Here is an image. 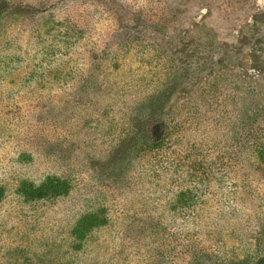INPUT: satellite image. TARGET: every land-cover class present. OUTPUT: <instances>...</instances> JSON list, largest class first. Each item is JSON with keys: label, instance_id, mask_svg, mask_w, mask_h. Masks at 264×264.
<instances>
[{"label": "rangeland", "instance_id": "1", "mask_svg": "<svg viewBox=\"0 0 264 264\" xmlns=\"http://www.w3.org/2000/svg\"><path fill=\"white\" fill-rule=\"evenodd\" d=\"M18 1L44 6L0 18V264L263 258L264 0ZM48 177L68 194L18 192Z\"/></svg>", "mask_w": 264, "mask_h": 264}, {"label": "trees", "instance_id": "2", "mask_svg": "<svg viewBox=\"0 0 264 264\" xmlns=\"http://www.w3.org/2000/svg\"><path fill=\"white\" fill-rule=\"evenodd\" d=\"M37 3L33 5L34 3L29 4L18 0H0V18L6 14L33 18L35 14L39 13V5L44 6L42 1L41 3ZM44 12H46V8L43 9ZM69 189V183L66 180L48 177L39 185L21 182L18 192L25 201H37L64 197L68 194ZM3 195L4 189L0 187V202L3 199ZM102 224L103 220L100 214H86L78 220L74 231L78 234L77 237H82L84 236V232H89L94 227L101 226ZM255 264H264V257L259 259Z\"/></svg>", "mask_w": 264, "mask_h": 264}]
</instances>
